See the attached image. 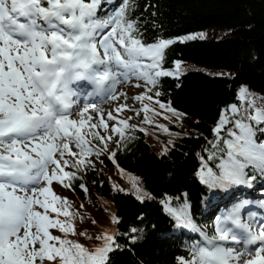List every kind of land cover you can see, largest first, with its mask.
I'll return each instance as SVG.
<instances>
[{
	"label": "snow or ice",
	"instance_id": "obj_1",
	"mask_svg": "<svg viewBox=\"0 0 264 264\" xmlns=\"http://www.w3.org/2000/svg\"><path fill=\"white\" fill-rule=\"evenodd\" d=\"M104 2L0 0V264H110V253L121 247L116 233H101L96 237L100 243L91 248L73 239L92 237L77 231L79 212L53 185L74 190L78 173L94 167L89 157L108 155L115 163L110 144L119 147L135 128L131 117L120 118L130 105L121 101L126 94L117 92L132 78L151 86L134 96L146 122H152L148 113L155 109L144 101L154 97L160 109L177 118L184 115L154 91L160 77L181 74L180 61L176 71L162 68L165 50L176 40L143 42L129 17L134 0H121L111 15L101 17ZM198 38L203 34L178 39ZM79 81L92 85L89 97L116 102L114 109L81 104L73 87ZM237 99L247 106L232 103L221 110L212 129L215 151L200 157L197 176L210 188L251 187L256 175L250 171L264 176V98L244 87ZM79 187L88 191L84 184ZM136 192L143 202L147 194ZM170 200L162 203L177 226L202 238L188 246L186 256L176 257V264H264V222L241 215L249 201L217 217L209 234L194 224L187 205L173 207ZM112 222L119 223L115 215Z\"/></svg>",
	"mask_w": 264,
	"mask_h": 264
},
{
	"label": "trees",
	"instance_id": "obj_2",
	"mask_svg": "<svg viewBox=\"0 0 264 264\" xmlns=\"http://www.w3.org/2000/svg\"><path fill=\"white\" fill-rule=\"evenodd\" d=\"M129 17L145 43L160 38L176 40L165 50L164 68L173 69L176 61L200 67L179 77H160L154 88L161 93V102H171L184 115L177 118L160 109L156 97L152 102L145 100L155 109L148 113L152 122L129 129L119 147L110 144L119 168L106 155L89 157L94 167L78 173L74 190L61 188V193L89 209L81 218L84 224L90 222V229L79 224V219L76 223L78 232L86 231L92 237L80 236L88 245L92 243L90 248L99 244H94L98 232L93 221L100 223L106 217L101 201L110 203L119 220L115 229L121 246L110 253V264H176V257L187 255L179 234L196 232L177 226L162 202L171 198L173 207L191 206L192 221L199 227L212 221L210 208L218 200L214 188L197 176L200 157L207 159L215 151L212 129L221 110L232 103L247 106L237 99L241 88L264 98V0H134ZM195 32H201L203 38L178 39ZM137 116H142L140 123L145 122V114ZM161 118L166 122L161 123ZM255 181L259 185L260 181ZM235 187L221 188L223 198H231ZM137 188L147 194L143 202L137 199ZM77 206L80 208V203ZM133 228L138 231L133 233Z\"/></svg>",
	"mask_w": 264,
	"mask_h": 264
},
{
	"label": "rangeland",
	"instance_id": "obj_3",
	"mask_svg": "<svg viewBox=\"0 0 264 264\" xmlns=\"http://www.w3.org/2000/svg\"><path fill=\"white\" fill-rule=\"evenodd\" d=\"M194 34H201V32H195V33H192V34H189V35H194ZM187 35V36H189ZM143 62L145 64L147 63H150L151 61L148 60L147 58H143ZM200 67L192 64V63H189V64H183L181 63V67L179 69L180 71V75L184 74V73H187L188 71H190L191 69L193 70H197L199 69ZM163 70L165 71H176V65L174 66L173 69L171 68H163ZM179 75V76H180ZM179 76H176V77H179ZM137 85H140V87H137ZM148 85L145 84L144 81L142 80H136V79H131L130 81L126 82V83H123L120 85V89L123 91V92H126V96L128 97V99L125 101L124 100V97H121V101L123 102H126L127 104L130 105V110H125L123 111L121 114H120V118L121 119H128L129 117H131V119L129 120V123L130 124H135L137 123V125L139 124L142 128L146 127L145 124L148 123V122H144V123H140V120L142 118V116L138 117L136 115V113L138 112V110H142V105L140 102H137L135 99H134V96L135 95H139V94H142L145 92L146 88H147ZM116 106V102H111L109 105H107L106 107L102 108L105 110V112L107 111H110V110H113L114 107ZM74 118H78L76 116H74ZM166 120L165 118H161V123H165ZM75 150V149H74ZM163 152H165L166 150L165 149H162ZM54 187V190H57V192L59 193V195L61 196H64L65 197V193H60L58 190H61L59 187V185L57 186V184L54 183L53 185ZM70 200V199H69ZM72 202V205H77V204H81L83 205V207H80L82 209V211H78L79 212V220H78V223L79 224H83L86 226V228H89L90 229V222L87 221L86 224H84L83 222V219L81 218L83 216V214H89V209L86 207V205L84 206V203L83 202H80L79 200L75 199V200H70ZM101 205L106 209V217L105 219L102 221V222H97L95 221L94 223V226L96 228V231L98 232V235L99 236L101 233L105 232V231H108V232H115V226H116V223H113L112 222V216L115 215L114 214V211H113V208L112 206L110 205L109 202H106L105 200L101 201ZM59 234V233H57ZM96 237L94 238L95 241H94V244L96 243H100L99 240L96 239ZM82 238V236H81ZM73 239H76V240H79L80 243L90 247L92 245L91 244H87L86 242H83L81 239H80V236L77 235L76 238L73 237ZM83 239V238H82ZM86 241V240H85ZM93 244V245H94ZM97 245V244H96Z\"/></svg>",
	"mask_w": 264,
	"mask_h": 264
},
{
	"label": "bare ground",
	"instance_id": "obj_4",
	"mask_svg": "<svg viewBox=\"0 0 264 264\" xmlns=\"http://www.w3.org/2000/svg\"><path fill=\"white\" fill-rule=\"evenodd\" d=\"M263 191H264V188L256 189V190L254 191V193L251 194L250 199H253V200L257 201V200H258V196H262V195H264ZM203 195H204V193H202L201 197H202ZM200 203H202V200H201V199H200ZM224 207H225V206H223V208H224ZM223 208H222V209H223ZM190 211H192V207H191V206H190ZM192 213H193V211H192ZM209 214H211V217L214 216L213 213H209ZM209 214H208V215H209ZM211 217H209V216L206 215V218H211ZM255 218H256V220L261 221V220H264V215H263V214H256V215H255ZM192 220H193V219H192ZM200 228H201L202 230H204V226H203V225H202ZM183 229H186V228L183 227ZM179 238L181 239V240H180V246H181V248H184V247L187 246L190 242L200 239L201 236H200L199 233H197V232H196V233H190V234H188V233L185 234V233H184V234H179Z\"/></svg>",
	"mask_w": 264,
	"mask_h": 264
}]
</instances>
